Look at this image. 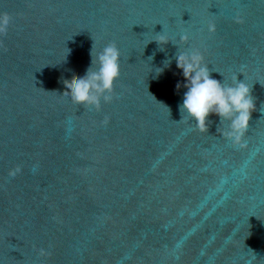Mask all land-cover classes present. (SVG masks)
Listing matches in <instances>:
<instances>
[{"label":"water","instance_id":"95a60500","mask_svg":"<svg viewBox=\"0 0 264 264\" xmlns=\"http://www.w3.org/2000/svg\"><path fill=\"white\" fill-rule=\"evenodd\" d=\"M0 12L12 17L0 36V264H264V0H0ZM161 35L198 48L213 77L247 83L256 109L240 143L214 114L207 132L181 118L177 46ZM109 43L111 102L65 99L92 45Z\"/></svg>","mask_w":264,"mask_h":264},{"label":"clouds","instance_id":"9594fccd","mask_svg":"<svg viewBox=\"0 0 264 264\" xmlns=\"http://www.w3.org/2000/svg\"><path fill=\"white\" fill-rule=\"evenodd\" d=\"M11 21L12 17L7 12H0V36L8 32ZM207 28L209 32H213L215 24L209 22ZM188 39L187 33L179 37L180 43L187 42ZM154 41L158 45L171 42L177 46L175 63L184 79L182 83L178 81L176 87L186 89L182 103L178 105L181 118L188 116L199 131L207 132L211 122L209 116L214 114L219 118V124L227 121L226 128L217 129L219 134L234 144L240 143L248 129L252 112L256 109L247 83L238 76L233 77L231 84L213 77L198 48L178 51L179 44L173 43L164 35ZM92 49L93 45L89 67L83 75L65 85L63 96L77 105L99 110L101 101L108 103L113 99L114 83L120 75V51L115 43L107 44L95 54ZM170 64L171 58L165 59L164 67H169ZM162 72L163 68H160L157 74ZM17 171L18 168L10 170L9 175H15Z\"/></svg>","mask_w":264,"mask_h":264}]
</instances>
